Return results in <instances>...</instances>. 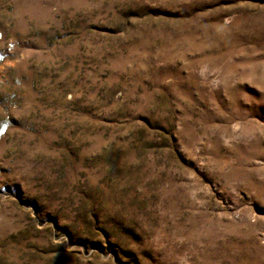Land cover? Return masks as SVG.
Returning <instances> with one entry per match:
<instances>
[{"label": "rangeland", "instance_id": "374dc122", "mask_svg": "<svg viewBox=\"0 0 264 264\" xmlns=\"http://www.w3.org/2000/svg\"><path fill=\"white\" fill-rule=\"evenodd\" d=\"M0 264H264V0H0Z\"/></svg>", "mask_w": 264, "mask_h": 264}]
</instances>
